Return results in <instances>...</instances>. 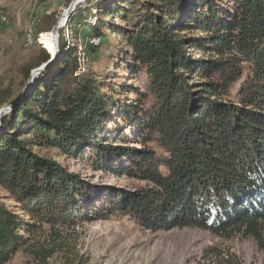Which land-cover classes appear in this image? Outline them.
Listing matches in <instances>:
<instances>
[{"label": "trees", "instance_id": "trees-1", "mask_svg": "<svg viewBox=\"0 0 264 264\" xmlns=\"http://www.w3.org/2000/svg\"><path fill=\"white\" fill-rule=\"evenodd\" d=\"M114 1L74 10L59 29L58 57L29 90L31 72L55 49L52 34H41L52 31L56 12L37 21L34 38L45 48L19 66V83L0 75V110L14 106L0 129V188L14 203L0 199V264L19 253L48 264L63 249L59 230L122 217L151 231L240 232L264 249V0ZM93 12L96 22L87 20ZM106 22L127 42L118 59L146 76L115 129L105 125L117 89L104 93L95 76L75 75L79 45L67 35L84 30L95 49L108 39ZM87 155L97 171L146 184L102 186L65 163ZM195 264L243 262L214 246Z\"/></svg>", "mask_w": 264, "mask_h": 264}, {"label": "rangeland", "instance_id": "rangeland-1", "mask_svg": "<svg viewBox=\"0 0 264 264\" xmlns=\"http://www.w3.org/2000/svg\"><path fill=\"white\" fill-rule=\"evenodd\" d=\"M99 1L101 4L104 2V0H76V3H79L76 11L79 7H90L92 3ZM107 1L111 0H106L104 4ZM126 1L132 0L114 1V5L122 4L126 7ZM71 2L72 0H0V75L6 73L7 82L13 77L18 84L19 66L39 48H45L40 40L41 36L38 37V41L34 38L35 26L39 18L44 14L56 12L57 22L63 24ZM98 14L93 12L87 20L96 22ZM110 20H114L118 26L123 24L122 18L118 16ZM107 22L103 30L108 34V39L95 49L87 46L90 37L86 36L84 30L78 38L75 35L70 36L68 30L67 35L71 45L75 43L79 45L81 68L75 75L95 76L103 85L104 93L112 94V88L117 89L114 98L119 103L110 112L111 118L105 125L106 129H115L117 128L115 122L122 123L120 115L124 104L137 98L134 88H144L146 76L140 70L130 71L122 59H118L119 52L121 54L127 49V42L123 36L113 35L108 29ZM46 34H52L54 42L57 43L59 36H55L52 32L41 35ZM85 41L88 42L85 43ZM90 42L98 44L99 39L93 38ZM245 68H247L246 65ZM39 76L40 74L37 75L34 84ZM70 83L74 86L73 77L70 78ZM10 111L4 112L0 117V129L3 116L8 115ZM124 131L130 136L129 142L136 145L137 133L133 128L125 126ZM45 153L53 157L57 156L55 150H48ZM90 156L87 155L85 159L81 157L75 161H65V163L72 171L102 186L134 188L146 184L144 181L125 175L97 171L90 165ZM58 159L63 161L62 157ZM0 199L10 205L14 204L8 200L6 192L1 188ZM54 234L55 232L51 229L45 230L46 238L50 239V242ZM59 234L63 237L59 239L64 244L63 249L48 259V264H195L207 248L214 246L223 249L231 248L241 258L243 264H264V249L259 247L253 237L240 232L223 236L196 227L151 231L142 229L128 217H122L83 222L72 229L59 230ZM8 264L37 263L32 257L19 253Z\"/></svg>", "mask_w": 264, "mask_h": 264}, {"label": "water", "instance_id": "water-1", "mask_svg": "<svg viewBox=\"0 0 264 264\" xmlns=\"http://www.w3.org/2000/svg\"><path fill=\"white\" fill-rule=\"evenodd\" d=\"M78 4L79 3L78 2L76 3V0H72V2L70 3V5H69V7H68V9L66 11V14H65V17H66L65 22L63 24H60V22L58 21L56 23V25L53 27L52 31H51L55 36L56 35L59 36V29L62 28L68 22L69 17L74 12V10L76 9V7H77ZM56 44H57L56 50L53 53L50 52V51H48L49 54L51 55L50 60L47 63H45L44 65H42L41 67H39V68H37V69H35V70H33L31 72L30 77H29V79L27 80V83H26L25 91L29 90L32 87V85L35 82V79L37 78V75L38 74H41L44 70H46V68L49 65H51L56 60V58L58 57L59 51H60L59 50L58 40H57V43ZM13 107L14 106H8V107H5L2 110H0V117L4 114V112H6L8 110H11Z\"/></svg>", "mask_w": 264, "mask_h": 264}, {"label": "bare ground", "instance_id": "bare-ground-1", "mask_svg": "<svg viewBox=\"0 0 264 264\" xmlns=\"http://www.w3.org/2000/svg\"><path fill=\"white\" fill-rule=\"evenodd\" d=\"M30 38H31V37H30ZM56 45H57V44L55 43V49L52 51V53L56 50Z\"/></svg>", "mask_w": 264, "mask_h": 264}]
</instances>
